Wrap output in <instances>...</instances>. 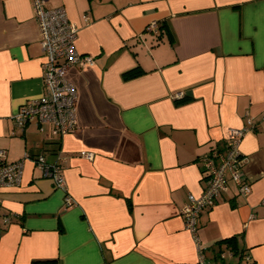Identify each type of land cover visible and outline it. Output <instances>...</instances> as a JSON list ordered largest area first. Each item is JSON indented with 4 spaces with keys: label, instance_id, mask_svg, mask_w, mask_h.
Here are the masks:
<instances>
[{
    "label": "crops",
    "instance_id": "1",
    "mask_svg": "<svg viewBox=\"0 0 264 264\" xmlns=\"http://www.w3.org/2000/svg\"><path fill=\"white\" fill-rule=\"evenodd\" d=\"M32 5L0 0V150L23 166L18 186L0 187V264H191L199 249L211 262L229 237L264 264V0H47L94 57L67 70L77 123L62 136L14 126L44 94ZM233 129L248 193L228 180L196 241L180 210L205 185L200 156ZM39 154L61 164L66 192Z\"/></svg>",
    "mask_w": 264,
    "mask_h": 264
},
{
    "label": "built area",
    "instance_id": "2",
    "mask_svg": "<svg viewBox=\"0 0 264 264\" xmlns=\"http://www.w3.org/2000/svg\"><path fill=\"white\" fill-rule=\"evenodd\" d=\"M46 1L33 0L32 5L44 57L42 63L44 94L39 99H28L21 103L13 118L14 126L20 129L30 121H35L38 129L44 130L42 126L48 124L52 133L62 136L73 131L77 123L75 115L77 91L66 78L67 70L73 66L93 65L94 57L90 54H81L76 49L74 41L78 33L77 27L67 18L64 7H47ZM84 18L88 19L86 15ZM147 27L148 30L155 29L154 23ZM228 132L221 142V147H213L200 156L205 185L199 196L188 193L187 201L180 210L185 229L190 230L196 241L199 213L202 209L212 208L227 188L228 180L237 185L238 192L248 193V180L243 176L244 157L240 151V139L244 131L233 129ZM81 155L90 159L93 153L83 151ZM6 157V151L0 150V187L18 186L23 170L22 160L8 162ZM34 160L42 175L51 179L54 186L66 192L61 164L57 160L47 161L43 154ZM64 200L65 205L72 204L68 193ZM5 221H8V218H5ZM200 253L199 249L198 260L191 264H232L229 261L231 257H237V261L240 260L242 263L250 261L246 253L239 257L228 251L226 256H221L224 259L223 263H212L205 261Z\"/></svg>",
    "mask_w": 264,
    "mask_h": 264
},
{
    "label": "trees",
    "instance_id": "3",
    "mask_svg": "<svg viewBox=\"0 0 264 264\" xmlns=\"http://www.w3.org/2000/svg\"><path fill=\"white\" fill-rule=\"evenodd\" d=\"M140 72H142V70L139 67H136L132 70H128V71L124 72L123 77H133L135 74H138ZM185 100H187V98L183 97V99H181L177 102L180 103V102L185 101ZM39 155H41V154H39ZM39 155H37L34 159H36ZM43 156L45 157L44 154H43ZM222 243H225V244L227 243V252L231 251L233 253V255H235V256L241 257L244 253H246L243 248L237 246L236 241L234 240V237H229V238L222 239V240L218 241L217 244L219 245V248H220ZM221 252H222L221 249H218L217 251H215L214 259L211 260L212 263H215V262H222L223 263L224 262V259L221 257L224 252H222V253ZM241 263L242 262L239 260V261L232 263V264H241ZM227 264H230V263H227ZM243 264H247V263H243Z\"/></svg>",
    "mask_w": 264,
    "mask_h": 264
},
{
    "label": "rangeland",
    "instance_id": "4",
    "mask_svg": "<svg viewBox=\"0 0 264 264\" xmlns=\"http://www.w3.org/2000/svg\"><path fill=\"white\" fill-rule=\"evenodd\" d=\"M229 261H230L231 263H235V262L237 261V257H231V258L229 259Z\"/></svg>",
    "mask_w": 264,
    "mask_h": 264
}]
</instances>
